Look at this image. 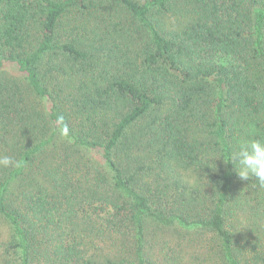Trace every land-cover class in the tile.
Wrapping results in <instances>:
<instances>
[{"label":"trees","instance_id":"trees-1","mask_svg":"<svg viewBox=\"0 0 264 264\" xmlns=\"http://www.w3.org/2000/svg\"><path fill=\"white\" fill-rule=\"evenodd\" d=\"M246 139L264 0H0V264H264Z\"/></svg>","mask_w":264,"mask_h":264},{"label":"clouds","instance_id":"clouds-1","mask_svg":"<svg viewBox=\"0 0 264 264\" xmlns=\"http://www.w3.org/2000/svg\"><path fill=\"white\" fill-rule=\"evenodd\" d=\"M58 122L62 123L63 117H60ZM67 132V127H62L61 133L67 135ZM221 158L226 163H232L241 180L254 178L259 187L264 188V139L242 140L232 150L227 160L223 157L209 159L207 165H215L213 162ZM12 164L13 160L10 157H0V165L7 167Z\"/></svg>","mask_w":264,"mask_h":264},{"label":"rangeland","instance_id":"rangeland-1","mask_svg":"<svg viewBox=\"0 0 264 264\" xmlns=\"http://www.w3.org/2000/svg\"><path fill=\"white\" fill-rule=\"evenodd\" d=\"M0 232H3L4 236L6 235V226L0 222Z\"/></svg>","mask_w":264,"mask_h":264}]
</instances>
